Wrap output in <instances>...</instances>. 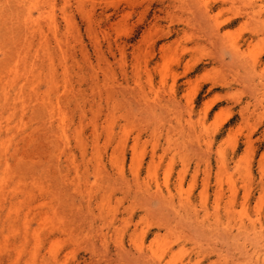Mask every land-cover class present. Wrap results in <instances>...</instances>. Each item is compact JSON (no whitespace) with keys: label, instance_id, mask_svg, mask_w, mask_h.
<instances>
[{"label":"rangeland","instance_id":"374dc122","mask_svg":"<svg viewBox=\"0 0 264 264\" xmlns=\"http://www.w3.org/2000/svg\"><path fill=\"white\" fill-rule=\"evenodd\" d=\"M0 16L74 120L70 145L29 111L11 132L0 264H264V0H2Z\"/></svg>","mask_w":264,"mask_h":264},{"label":"bare ground","instance_id":"6f19581e","mask_svg":"<svg viewBox=\"0 0 264 264\" xmlns=\"http://www.w3.org/2000/svg\"><path fill=\"white\" fill-rule=\"evenodd\" d=\"M0 2L2 3V0ZM1 23L0 16V38ZM0 54L3 55V58L0 56V129H6V134L0 130V191H2L11 184L17 185L16 169L18 168H14L10 161L17 156L18 145L15 143L16 137H11V132L25 131L23 125L28 111L34 116H40L42 121L46 122L42 133L45 138L62 137L65 145H70L71 134H74V120L69 116L60 99L54 102L47 98V93L42 91L41 84L36 83L27 70L25 72L20 70L21 53L6 50L0 43ZM54 125H57V128L53 127ZM77 136L79 137V134ZM80 136L82 138L81 132ZM33 137L28 135L27 138ZM11 147L12 149L15 147L13 152ZM65 151L74 164V152L65 149L63 153Z\"/></svg>","mask_w":264,"mask_h":264}]
</instances>
